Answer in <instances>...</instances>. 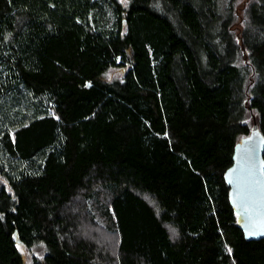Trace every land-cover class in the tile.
<instances>
[{
  "label": "trees",
  "instance_id": "trees-1",
  "mask_svg": "<svg viewBox=\"0 0 264 264\" xmlns=\"http://www.w3.org/2000/svg\"><path fill=\"white\" fill-rule=\"evenodd\" d=\"M254 120L264 0H0V264H264Z\"/></svg>",
  "mask_w": 264,
  "mask_h": 264
},
{
  "label": "water",
  "instance_id": "water-1",
  "mask_svg": "<svg viewBox=\"0 0 264 264\" xmlns=\"http://www.w3.org/2000/svg\"><path fill=\"white\" fill-rule=\"evenodd\" d=\"M225 180L246 240L264 239V136L255 120L250 135L235 146L233 164L226 171Z\"/></svg>",
  "mask_w": 264,
  "mask_h": 264
},
{
  "label": "rangeland",
  "instance_id": "rangeland-1",
  "mask_svg": "<svg viewBox=\"0 0 264 264\" xmlns=\"http://www.w3.org/2000/svg\"><path fill=\"white\" fill-rule=\"evenodd\" d=\"M121 77V72L118 70H112L111 72L108 73L107 78L108 79H115V78H120ZM28 261V258H27Z\"/></svg>",
  "mask_w": 264,
  "mask_h": 264
},
{
  "label": "snow or ice",
  "instance_id": "snow-or-ice-1",
  "mask_svg": "<svg viewBox=\"0 0 264 264\" xmlns=\"http://www.w3.org/2000/svg\"><path fill=\"white\" fill-rule=\"evenodd\" d=\"M251 234V233H250Z\"/></svg>",
  "mask_w": 264,
  "mask_h": 264
}]
</instances>
